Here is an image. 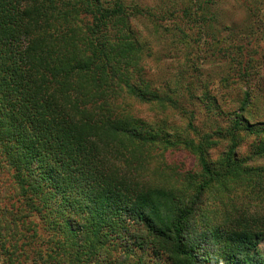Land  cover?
I'll use <instances>...</instances> for the list:
<instances>
[{
  "label": "trees",
  "instance_id": "trees-1",
  "mask_svg": "<svg viewBox=\"0 0 264 264\" xmlns=\"http://www.w3.org/2000/svg\"><path fill=\"white\" fill-rule=\"evenodd\" d=\"M224 1L0 0V264H264V220L203 209L264 185V55L208 26ZM176 150L197 174L146 176Z\"/></svg>",
  "mask_w": 264,
  "mask_h": 264
},
{
  "label": "rangeland",
  "instance_id": "rangeland-1",
  "mask_svg": "<svg viewBox=\"0 0 264 264\" xmlns=\"http://www.w3.org/2000/svg\"><path fill=\"white\" fill-rule=\"evenodd\" d=\"M139 1L145 2L148 5L154 4V0ZM167 2L169 3V0H167ZM215 7L208 9L204 14V17L210 21L208 26H216V30L220 31L222 30V26H228L224 32L226 37L225 41L228 42L232 37L238 38L237 32L241 31L242 38L245 41L249 40L252 43L253 48H257L259 50V52L255 55V58L263 56L264 0H226V2L224 1L222 5ZM183 22H188L186 15H184ZM171 24L172 23L170 21H164L162 25L170 26ZM250 34H252V36H250ZM244 40L243 42L245 43ZM177 52L181 54L179 51ZM156 59L157 60L154 61L153 65L151 64L153 71L156 74L163 75L167 69L171 71L170 65L173 64V60L170 57H166V55L164 56L162 53H159L156 56ZM260 59L262 62H264V58L261 57ZM260 68H262V74H264V63L260 65ZM262 74L258 77L264 79ZM212 87L213 90L216 88L219 89V85L216 83H214ZM262 89H264V83H262ZM259 94H262V90L259 91ZM138 107L141 108L142 111L146 112L148 106L134 103L135 110H137ZM258 107H261V109ZM252 109L253 115H250V118H254L255 114L257 113L261 114V117L259 118L264 120V104H261V106L257 104ZM149 113L152 116L154 114H158L156 111L154 112L152 110L149 111ZM169 115L170 114L167 116ZM224 122H226V120H224ZM253 140L254 139L251 138L249 142H252ZM165 157V163L164 165H160L159 171L153 170L152 172L150 171L146 174V176H148L153 182L167 180L166 184H175V186L184 185V182L181 181V176H184L187 179L191 174H197L198 172V160L192 153L184 150H176ZM257 162L263 165L264 158L257 160ZM221 198L222 194L218 192L217 188L213 191L207 192V195L204 197L203 209L208 210V215H211L216 221H223L222 216L226 209H229L231 212H233L235 216H255L264 220V185H262L260 188H237L229 195L228 199L224 198V202H227L225 207H223L224 205H222L220 202ZM259 248L264 251V239L260 241ZM146 257L147 259L149 258L148 255ZM150 264L171 263L166 259L153 257L150 259Z\"/></svg>",
  "mask_w": 264,
  "mask_h": 264
}]
</instances>
